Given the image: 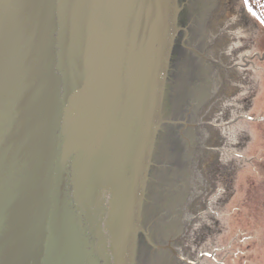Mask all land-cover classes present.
Segmentation results:
<instances>
[{
  "label": "water",
  "instance_id": "95a60500",
  "mask_svg": "<svg viewBox=\"0 0 264 264\" xmlns=\"http://www.w3.org/2000/svg\"><path fill=\"white\" fill-rule=\"evenodd\" d=\"M229 2L0 0V264H198L174 244Z\"/></svg>",
  "mask_w": 264,
  "mask_h": 264
},
{
  "label": "rangeland",
  "instance_id": "374dc122",
  "mask_svg": "<svg viewBox=\"0 0 264 264\" xmlns=\"http://www.w3.org/2000/svg\"><path fill=\"white\" fill-rule=\"evenodd\" d=\"M218 52L226 65L241 63L243 57L252 59L243 67L226 70L231 79L228 96L203 122L219 121L239 109L249 120L239 123L232 134L228 128L204 126L199 170L208 186L190 216L206 205L216 212L204 218L207 223L195 215L176 246L191 259L207 252L200 264H264V0H230ZM242 140L246 144L242 156L216 151L232 152L236 141ZM215 143L221 147H213ZM216 163L222 164L218 171Z\"/></svg>",
  "mask_w": 264,
  "mask_h": 264
},
{
  "label": "trees",
  "instance_id": "16d2710c",
  "mask_svg": "<svg viewBox=\"0 0 264 264\" xmlns=\"http://www.w3.org/2000/svg\"><path fill=\"white\" fill-rule=\"evenodd\" d=\"M255 58V57H254ZM235 107V106H234ZM240 107V106H239ZM239 107L237 106V109H239ZM240 110V109H239ZM236 111L235 113L236 114H233V115H230V114H232V113H230L229 115H226L224 118H222L221 120H219V121H214L213 123H215V124H222V123H225V122H228V121H230V120H232V119H234V118H236V117H240L241 115V113H240V111ZM245 116H241L234 124H232V125H230V126H227V127H224V128H222V129H220V130H222L223 131V129H225V128H228V132L229 133H231L232 134V130L234 129V131H236V130H238L239 128L237 127L238 125H239V123H241V122H243L244 120H248V119H245L244 118ZM246 117H248L249 118V116H246ZM252 119H258V118H252ZM264 119V118H263ZM262 119V120H263ZM212 127H214V126H212ZM227 131V130H226ZM248 136V134L246 135V137ZM216 142V141H215ZM236 143H238V144H236V146L233 148L234 150H237L238 151V153L237 152H235L234 150L232 151V152H230V151H227L226 152V150L225 151H222V150H216L217 152H219V153H223V154H226V153H234V154H238V155H243V154H245L246 152H245V150H246V144H244L243 143V140L242 141H236ZM213 147H216V148H218V147H221V145L219 144V143H215L214 144V146ZM213 150H215L214 148H213ZM240 152V153H239ZM233 155V154H232ZM214 164V163H213ZM221 165L222 164H220V163H216L215 164V167H217V171H218V169H220L221 168ZM220 197V196H219ZM202 203H205V201H203ZM203 212H206V214L205 215H200L201 213H203ZM215 212H216V210H214V209H211V205H206L205 207H204V209L203 210H201V211H199L198 212V215H197V217H199L198 219H201V221L202 222H204V223H207L206 221L207 220H205L204 221V218H208V217H210L211 215H214L215 214ZM216 217V216H215ZM203 253H207V252H201V253H198V256L200 255V254H203ZM210 254V253H209ZM197 256V257H198ZM196 257V258H197ZM195 258V259H196Z\"/></svg>",
  "mask_w": 264,
  "mask_h": 264
},
{
  "label": "flooded vegetation",
  "instance_id": "af4514ba",
  "mask_svg": "<svg viewBox=\"0 0 264 264\" xmlns=\"http://www.w3.org/2000/svg\"><path fill=\"white\" fill-rule=\"evenodd\" d=\"M210 20L211 19H209V22H208V29H209V25H210ZM208 47H206L207 49H206V54L208 55L209 54V51L212 49V42H211V40L209 41L208 40V45H207ZM200 75L202 76V77H204L205 75H206V72H205V69L202 71V72H200ZM203 107V106H202ZM202 107L200 108V110H199V112H201V109H202ZM197 113V117H196V121H198L197 119H198V117H199V115H200V113ZM199 114V115H198ZM198 167H199V161H198V163H197V169H198ZM205 186V185H204ZM204 191H205V187H204ZM194 202V201H193ZM193 202L192 203H190L189 205H188V208H187V214L190 212V208H191V206H192V204H193Z\"/></svg>",
  "mask_w": 264,
  "mask_h": 264
}]
</instances>
